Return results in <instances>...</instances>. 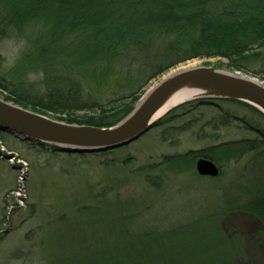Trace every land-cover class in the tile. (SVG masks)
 Here are the masks:
<instances>
[{"label":"trees","instance_id":"trees-1","mask_svg":"<svg viewBox=\"0 0 264 264\" xmlns=\"http://www.w3.org/2000/svg\"><path fill=\"white\" fill-rule=\"evenodd\" d=\"M40 24L47 31L42 33L43 40L36 37L38 29L33 32L28 52L39 51L48 57L34 59L29 73L43 75L44 92L32 97L24 95L20 90L22 80L19 83L0 75V97L69 123L116 124L133 110L146 80L191 59L213 58V64L206 65L224 66L264 80V0H0V38L15 34L26 39L27 30ZM24 55L18 62L27 60ZM29 73L19 74L24 80ZM12 76L17 73L12 72ZM85 82L98 89L96 96L93 88L87 90ZM111 82L113 85H109ZM213 99L219 98L182 103L153 126L163 125V138L175 140L176 132L190 129L197 119L183 125H165L167 116L178 110L183 111L181 115L189 114L188 110L195 106L213 104ZM220 100L248 106L264 120V114L249 104ZM175 117L172 115L169 122ZM231 121L227 111L212 115L199 125L197 137L215 136L216 128ZM244 125L253 136L163 154L158 162L141 164L135 171L154 191H161L171 181L170 175L185 174L217 182L226 215L252 214L260 221L264 236V127L250 121ZM210 127L215 130L213 135H208ZM0 131L5 145L16 150L15 143L6 138L15 134ZM23 140L60 151L50 143ZM201 156L217 163V176L197 173L195 161ZM126 180L124 177L121 181ZM111 190L106 187L92 193V197L98 199L96 204L115 203L119 207V241L81 261L62 264H238L245 236L235 230L227 235L223 219L220 226L211 223L199 228L136 230L135 219L130 221L134 197L109 199L107 193ZM217 215L207 216L215 219Z\"/></svg>","mask_w":264,"mask_h":264},{"label":"rangeland","instance_id":"rangeland-1","mask_svg":"<svg viewBox=\"0 0 264 264\" xmlns=\"http://www.w3.org/2000/svg\"><path fill=\"white\" fill-rule=\"evenodd\" d=\"M36 30L39 32L35 33L36 37L43 40L42 33L47 29L41 24L29 28L26 39L24 35L15 34L0 38V75L19 83L22 80L20 90L30 97L42 94L45 86L41 80L43 75L29 73V66L35 63L37 57H48L39 51L28 52L30 39ZM23 53L27 55H24L27 60L18 62ZM214 61L213 58L187 60L160 76L146 80L140 89L139 99L166 74L182 68L213 64ZM218 69L230 71L224 66ZM12 72L17 76H12ZM20 72L29 74L23 80ZM84 85L87 90L93 88L96 96L98 89L92 83L85 82ZM192 109L188 110L189 114L181 115L183 111L178 110L167 116L165 125H183L185 121L197 119L190 129L176 132L175 140L164 139L163 125H156L130 143L105 153L55 152L12 134L6 138L15 143L16 150H10L0 131V264L75 263L95 251L116 245L119 241L116 233L119 207L115 203L96 204L98 199L92 197V193L103 191L106 187H112L107 193L109 199L134 197L130 221L132 223L135 219L133 227L136 230L199 228L211 223H219L220 226L223 219L227 235L235 233L231 231L235 230L245 236L238 264H264V236L260 221L250 213L232 212L226 215L227 207L223 204L224 196L217 182L189 178L185 174L170 175L171 181H167L161 191H154L143 180L142 174L135 171L141 164L158 162L163 154L253 136L254 133L244 125L245 121L264 127V120L258 114L248 106L233 101L213 99V104L198 105ZM224 111L232 117L231 124L216 128L218 132L215 136L199 139V125ZM172 115L176 116L175 120L169 122ZM209 129L211 132L208 135H213L215 130ZM227 170L225 175L228 177ZM124 177L127 179L125 183L121 181ZM91 205L93 209H90ZM212 213L218 214L215 219L207 216Z\"/></svg>","mask_w":264,"mask_h":264},{"label":"water","instance_id":"water-1","mask_svg":"<svg viewBox=\"0 0 264 264\" xmlns=\"http://www.w3.org/2000/svg\"><path fill=\"white\" fill-rule=\"evenodd\" d=\"M201 98L236 100L264 114V81L209 65L182 68L163 76L112 126L69 123L0 97V130L50 143L60 151H105L135 140L172 108ZM195 169L202 176L215 177L220 172L214 160L203 156L196 160Z\"/></svg>","mask_w":264,"mask_h":264},{"label":"flooded vegetation","instance_id":"flooded-vegetation-1","mask_svg":"<svg viewBox=\"0 0 264 264\" xmlns=\"http://www.w3.org/2000/svg\"><path fill=\"white\" fill-rule=\"evenodd\" d=\"M198 158H199V157H198ZM198 158H197V159H198ZM197 159H196V160H197ZM195 170H196V169H195ZM206 176H208V175H206Z\"/></svg>","mask_w":264,"mask_h":264},{"label":"bare ground","instance_id":"bare-ground-1","mask_svg":"<svg viewBox=\"0 0 264 264\" xmlns=\"http://www.w3.org/2000/svg\"><path fill=\"white\" fill-rule=\"evenodd\" d=\"M195 163H196V161H195Z\"/></svg>","mask_w":264,"mask_h":264}]
</instances>
